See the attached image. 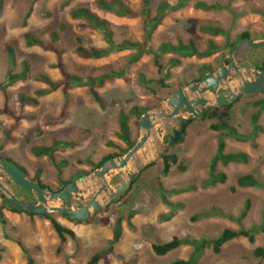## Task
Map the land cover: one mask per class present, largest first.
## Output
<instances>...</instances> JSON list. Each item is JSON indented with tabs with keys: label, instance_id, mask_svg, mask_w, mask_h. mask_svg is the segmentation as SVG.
<instances>
[{
	"label": "rangeland",
	"instance_id": "rangeland-1",
	"mask_svg": "<svg viewBox=\"0 0 264 264\" xmlns=\"http://www.w3.org/2000/svg\"><path fill=\"white\" fill-rule=\"evenodd\" d=\"M67 1L0 0V156L24 167L31 178L36 176L37 169H41L40 180L54 191L62 187L61 181L77 178L79 172L91 174V166L79 165L78 160L97 163L115 151L108 147V142L113 141L122 146L117 137L121 110L128 112L133 105H147L158 113L164 110L163 101L168 96L164 93L162 100L157 102L149 89L139 82L140 74H144L146 79H159L152 56H143L139 62L128 65L132 51L114 53L100 60L82 59L75 53L77 37L86 48H102L105 43L97 31L81 28L79 21L71 19V9H92L112 24L117 42H143L145 24L142 17L127 19L99 11L95 6L97 0H70L66 4ZM122 1L138 13L145 8L143 0ZM195 1L190 0L184 8L169 10L152 34L150 42L154 50L162 42L176 44L179 41L184 44L193 42L199 50H205L210 42L225 46V37H213L200 31V27L205 24L222 26L230 32V40L245 31L254 39L263 37L264 0H199L229 7L228 10L214 12L195 9ZM164 2L175 7L177 0H149L147 9L152 17L157 7ZM61 25H64L65 30L58 32L60 38L55 44L49 45L50 34L57 32ZM26 33L41 39L47 48L27 47L23 38ZM50 47L63 51L60 65L56 52ZM9 49L12 53H9ZM224 52L206 60L196 57L181 59V65L171 71L169 82L177 85L189 81L202 62L217 65ZM241 52L249 53L252 70L260 66L264 59V47L243 45ZM219 55L221 57L217 58ZM170 57L175 56H162V63ZM23 62L29 66L27 79L6 85L10 74L22 70ZM52 65L59 67L53 68ZM121 69H125L126 79L106 82L98 89L104 99L105 109L93 101L86 87L72 86L64 77L66 74L77 75L86 80ZM41 74L54 82H60V86L55 92L38 98L36 106L22 105L18 100L20 94L35 96L37 90L49 88L37 80ZM257 100H264V92L242 97L233 104L230 123L238 136L243 137L242 140L225 137V132L210 130L211 122L201 121V118L193 119L181 139L168 147L164 146L165 136L159 143V153L138 170V180L124 198L111 202L106 210L96 214L92 223L74 222L59 213H52L60 224L76 234L75 240L67 238L61 243L45 218L2 210L0 264H26V255L19 243L28 250L35 264H87L95 254L103 256L99 264H166L175 259H188L193 247L184 245L160 257L154 254L153 244L168 242L173 237L210 240L227 228L238 230L259 227L264 222V186H236V179L246 174L253 175L260 182L264 181V108L258 120L261 130L254 131L251 119L253 113L258 111V107L253 105ZM172 126L180 129L176 120H173ZM168 128L172 133L170 125L167 131ZM7 130H10L11 141L6 138ZM133 130L136 135L140 133L139 128L133 126ZM54 140L78 142L74 148L56 152L55 162H68L60 173L51 160L35 157L30 150L33 146H50ZM221 140L225 144V153H246L249 156L248 163L226 166L218 163L212 169L211 160ZM155 142L159 140L153 132L146 148ZM162 154H174L178 161L166 175L162 174ZM180 164L185 166V171L178 169ZM147 165L150 167L146 168ZM212 173H224L226 182L212 184ZM122 178L123 173L114 175L112 179L109 178V184L113 186ZM0 181L14 192L16 185L12 179L0 173ZM234 187L236 190L233 192ZM174 190L184 192L173 193ZM16 195L19 199L27 198L26 191L21 188ZM247 200H250L251 207L247 218L240 225L225 218L238 216ZM2 202L0 193V208ZM212 209L222 216L211 215L192 221L193 216ZM7 212L12 213V217H7ZM118 219H121L120 236L115 241L114 229ZM254 236V243H249L245 238L226 243L219 254L206 248L196 254L194 264H264V259L253 255L255 248L264 247V234L257 230ZM109 248L112 250L107 252Z\"/></svg>",
	"mask_w": 264,
	"mask_h": 264
},
{
	"label": "trees",
	"instance_id": "trees-1",
	"mask_svg": "<svg viewBox=\"0 0 264 264\" xmlns=\"http://www.w3.org/2000/svg\"><path fill=\"white\" fill-rule=\"evenodd\" d=\"M148 1L149 0H143V2L145 3L144 4L145 8L143 9V11L139 13L130 9L122 0H97L95 2V6L99 11L110 13L120 18L136 19V18L142 17L143 22L145 24V28H144L145 39L143 42H134L130 40H124L121 42H117L115 40V32H114L112 24L108 22L107 20H105L104 18H101L96 12H94L89 7L73 8L70 10L69 16L71 19L79 21V26L81 28H86V29L97 31L101 35V38L105 43V46L102 48H86L82 45V40L77 37L76 38L77 46L75 48V53L78 57L82 59L100 60V59L107 58L114 53L132 51V53H130L129 55V59L127 62L128 65H131V64L139 62L143 56H152L153 64L157 68V72L160 77L157 80H147L144 74H140L139 82L143 86L147 87V89H149L153 98L157 102L162 100V97H164L163 96L164 93L169 96L172 93L180 90L182 87L189 84L188 82L180 83L178 85H173L171 83H168V80L171 77V70L181 65L180 58L196 57L198 59H203V58L211 57L213 55L221 53L222 51H226V52L230 51V49L234 46V44L239 39H242V38L254 39L252 38V36L250 35L248 31H245L241 34H238L233 40H230L229 31H226L221 27H216L211 24H205L200 27V31L204 34H208L213 37H218V36L225 37L227 40L225 43V46L221 47L220 45L210 42L207 48L205 49V51L201 52V51H198L197 47L195 46L193 42L184 44L183 42L179 41L176 44H173L171 42H162L158 46V48L154 50L150 42L152 38V34L160 26L164 16L169 12V10H175V9L186 7L190 0H177L175 7H171L170 5L164 2L157 7L155 11V15L153 17L150 14V10L147 9ZM69 2L70 0L67 1L66 4H69ZM193 6L195 9L202 10L204 12L223 11V10L229 9L228 5L222 6L221 4H218V3L217 4H207L206 2L199 1V0H196ZM64 30H65L64 25H61L57 32L51 33L50 38H49V45L55 44L60 38L58 32H63ZM23 38H24L25 45L27 47H34V46H39V47H44V48L46 47L45 43L41 39L37 38L35 35L31 33L24 34ZM50 49L56 52L57 57H58V62L60 65L62 62L63 51L56 49L55 47H50ZM9 53H12L11 49H9ZM166 55H172L175 57H170L165 63H162L161 57L166 56ZM57 67L59 66L58 65L53 66V68H57ZM255 69L264 70V61L262 62L260 66H255ZM204 71H211V68H205L204 70H201V75ZM28 72H29V66L27 62H23L22 70L18 73L10 74L8 76V81L6 85H13V84L25 81L28 77ZM64 77L66 81L72 84V86L86 87L93 101L101 109H105L106 105H105L104 99L101 96V94L98 92V89L103 87L106 82L113 81L119 78L123 79L125 77V69H121L119 71H110L103 75H99L96 77H90L86 80H84L82 77H79L77 75H67L66 74ZM37 80L47 84L49 88L37 90L35 92V96H26L24 94H20L18 96V100L22 105L36 106L38 104V98L49 95L52 92H55L61 84L60 82L52 81L47 75H44V74L39 75ZM1 87L2 86L0 85V88ZM253 105L255 107H258V111L253 113V115L251 116L253 129L256 132V131L261 130V126L258 124V120L262 113V109L264 108V100H257L253 103ZM232 107H233V104L230 106L205 108L203 110V117L201 118V121H206V120L210 121L211 123L209 125V129L214 132H225L224 133L225 137H233L237 140H240V139L242 140L243 137L238 136L237 131L230 123L232 116H233ZM150 108L151 107L147 105L146 106L135 105V106H132V108H130L128 112H125L123 110L119 112V116H118L119 131L117 133V137L121 142L125 144L124 148L120 147L113 141H110L107 143V145L108 147L115 150L113 153H110L107 156L103 157L97 163L91 162L90 160H78L77 163L79 165H87L89 167L91 166V169L94 170L98 168L104 161L110 158L124 156L136 143V139L131 138L132 127L133 126L136 128L139 127L138 120L140 116L142 115L144 111L150 110ZM132 118H134L133 122L131 121ZM191 122L192 120L181 122L180 129L184 132L186 127ZM9 132L10 130H7L5 132V135H6L7 140L11 141ZM77 145H78V142L54 140L50 146H33L31 147L30 150H31L32 155L35 157H47L49 160H51L52 163L57 168L58 173H60V170L66 167L68 162L64 160L60 162H55L56 152L64 151L65 149H68V148H74ZM224 149H225V144L221 140L218 144L217 152L211 160L212 169H214L218 163H221L223 166L229 165L231 163H243V164L248 163L249 156L246 153H242V152L225 153ZM1 150L2 148L0 147V151ZM1 158L5 162L13 163L26 171L24 167L13 162L9 158H3V157ZM160 158L163 164V169H162L163 175L168 174L171 166L176 165L178 162L177 156L174 154H171V155L162 154ZM148 167H150V165H147L146 168ZM178 169L180 171H185L186 168L183 164H180L178 165ZM41 174H42V170L37 169L36 176L34 178H31V180L38 184H41L43 187H48L47 185L42 183V181L40 180ZM87 174L88 173L86 171L79 172V174L77 175V178L82 175H87ZM138 177L133 179V181L131 182V186H133L137 182ZM226 179H227V176L224 173H212V175L210 176V181L212 184H216V183L223 184L226 182ZM73 180H75V178L68 180V181H61V185L65 186ZM236 186L239 188L260 187V186H264V181L260 182L253 175L246 174V175H241L236 179ZM19 189L20 187L15 186V188H13L14 193L16 194L17 190ZM22 190L26 191L24 189ZM235 190H236L235 187L232 188L233 192ZM172 192L182 193L184 192V190H174ZM26 194H27V198L22 199V200L32 202L34 200L33 195L28 191H26ZM124 196L118 200H122ZM1 198L3 202L0 208V214H2V210L4 209L12 213H17V214L23 213V212L17 211L14 208H12L9 204L8 199L3 194H1ZM250 207H251V202L250 200H247L243 208L240 210L238 216L236 217L226 216L225 218L230 219L231 221H234L240 225L242 221L247 218ZM23 214H26L29 217L39 216L41 218L47 219L50 222L51 228L53 229V231L56 233V235L60 239L61 243H64L67 240V238H70L72 240L76 239V234L72 230L61 225L54 218L53 214H47V215H35V214H30V213H23ZM220 214L221 213L216 212L214 209H212L209 212L195 215L191 219L192 221H197L199 219H202V218H205L211 215L222 216ZM61 216L66 218L65 215H61ZM95 218H96V215L90 221L85 222V223H92L95 220ZM129 218H132V217L129 216ZM68 220L73 221L71 219H68ZM120 222H121V219H118L117 225L114 229V240L115 241H117L120 236ZM257 230L264 234V222L259 227H254L250 229L240 228L238 230H234V229L227 228V229H224L216 238L210 239V240H198V239L189 240L186 238L181 239L178 237H173L168 242L161 243V244H153L152 250L156 256L161 257V256H165L177 250L181 246L191 245L193 247V253L188 259H175L166 264H194L196 262L195 260L196 254L202 253V251L206 248H211L214 254H219L221 252L223 245H225L226 243L232 240L238 239V238H245L248 240L249 243H254L255 241L254 233ZM19 246L21 247L22 251L26 255V259H27L26 264H35V260L31 257L28 250L21 243H19ZM111 250L112 248H109L107 252ZM253 255L255 258L264 259V247L255 248L253 250ZM102 257H103L102 255L95 254L91 257V259L88 261L87 264H99ZM257 264H262V263L259 262Z\"/></svg>",
	"mask_w": 264,
	"mask_h": 264
},
{
	"label": "water",
	"instance_id": "water-1",
	"mask_svg": "<svg viewBox=\"0 0 264 264\" xmlns=\"http://www.w3.org/2000/svg\"><path fill=\"white\" fill-rule=\"evenodd\" d=\"M243 45L261 48L264 47V38L239 39L224 57L216 72H206L199 81L166 97L163 101L164 110L161 112L144 111L138 120L141 135L124 156L104 161L98 168L92 170L91 174L78 177L58 191L32 181L25 170L13 163L5 162L0 157V173L12 179L17 187L30 192L34 200L29 202L19 199L1 181L0 193L8 199L12 208L23 213L35 215L59 213L80 223L90 221L111 202L120 199L129 191L131 182L139 175V171L130 170V162L135 154L147 149L153 132L157 134L159 141L167 136L163 142L164 146L168 147L178 142L183 133L181 129L172 126L173 120L180 124L183 121L202 118L205 108L230 106L241 96L264 92V70H252L248 66L239 68L237 65L239 61L235 58ZM243 60L246 61L245 58ZM231 75H237L238 79H231ZM221 89L230 91L225 95H219ZM169 125L172 134L167 133ZM120 173H123V178L118 184L111 186L110 179ZM87 199L88 202L80 206V203Z\"/></svg>",
	"mask_w": 264,
	"mask_h": 264
},
{
	"label": "flooded vegetation",
	"instance_id": "flooded-vegetation-1",
	"mask_svg": "<svg viewBox=\"0 0 264 264\" xmlns=\"http://www.w3.org/2000/svg\"><path fill=\"white\" fill-rule=\"evenodd\" d=\"M262 38H264V35H263V37ZM262 38H260V39H262ZM228 52L229 51H227V52H224L223 53V55H222V57H221V55H219L217 58H219V57H221V60H220V62H219V65L217 66V67H215V68H212L211 67V71H207V72H216L219 68H220V66H221V64H222V60L224 59V57H226L227 55H228ZM246 59V61H244L243 59ZM237 61H239L238 62V66H239V68H243V67H246V66H248L249 68H250V65H252L251 64V62H250V58H249V53H242L241 52V49L239 50V52L237 53V55H236V58H235ZM264 61V59L262 60V62ZM226 64H228V61L226 62ZM262 64V63H261ZM251 69V68H250ZM253 69H255V68H253ZM258 70V69H257ZM206 73V72H205ZM204 74V73H203ZM202 74V75H203ZM202 75H198V76H196V77H194L193 79H192V83L193 82H197V81H199L200 79H201V77H202ZM231 79H233V80H236V79H238V76L237 75H231ZM184 87H182L181 89H183ZM180 89V90H181ZM230 91V89H226V90H223V89H221L220 91H219V95H225V94H227L228 92ZM263 93V92H262ZM252 96V95H251ZM242 97H245V96H241L240 98H242ZM239 98V99H240ZM239 99L237 100V101H239ZM236 101V102H237ZM235 102V103H236ZM234 104V103H233ZM170 130L171 129H169L168 128V131H167V133L168 134H172L171 132H170ZM120 176V175H119ZM120 182V181H119ZM119 182H116L115 184H118ZM63 187V186H62ZM62 187H60V188H62ZM60 188L58 189V190H60ZM58 190H56V191H58ZM88 200L89 199H87V200H85V201H83V202H81L80 203V206L81 205H83V204H85L86 202H88ZM76 204H78L77 202H76ZM79 206V205H78Z\"/></svg>",
	"mask_w": 264,
	"mask_h": 264
},
{
	"label": "bare ground",
	"instance_id": "bare-ground-1",
	"mask_svg": "<svg viewBox=\"0 0 264 264\" xmlns=\"http://www.w3.org/2000/svg\"><path fill=\"white\" fill-rule=\"evenodd\" d=\"M161 104V103H160ZM149 111V110H148ZM157 136V134H156ZM161 144V141L155 142L153 146L147 148L145 151H140L135 156L130 162V168L131 170H140L143 168L150 160L155 158V156L159 153V145Z\"/></svg>",
	"mask_w": 264,
	"mask_h": 264
},
{
	"label": "crops",
	"instance_id": "crops-1",
	"mask_svg": "<svg viewBox=\"0 0 264 264\" xmlns=\"http://www.w3.org/2000/svg\"><path fill=\"white\" fill-rule=\"evenodd\" d=\"M216 27H221V28H223L222 26H216ZM224 30H226L225 28H223ZM227 31V30H226ZM229 34H230V32H229ZM219 37V36H218ZM221 37V36H220ZM196 46V45H195ZM198 49V48H197ZM198 51H205V50H199L198 49ZM217 55V54H216ZM166 56H170V55H166ZM172 56V55H171ZM213 56H215V55H213ZM212 57V56H211ZM187 58V57H186ZM207 58H210V57H207ZM207 58H203L204 60H206ZM181 59H183V58H180V60ZM198 59V58H197ZM200 60H202V59H200ZM220 62V61H219ZM219 62L217 63V65H214V64H210V63H206L205 61L204 62H202V64L197 68V71H196V74H194L193 75V77H191V79L189 80V81H184V82H188L189 84H191L192 82V79L194 78V77H196V76H198V75H201V70H204L205 68H215V67H217L218 65H219ZM181 63H182V60H181ZM176 68V67H175ZM174 69V68H173ZM172 69V70H173ZM171 70V71H172ZM205 72H207V71H204L203 73H205ZM202 73V74H203ZM145 76V75H144ZM146 78V77H145ZM171 78V77H170ZM119 79H121V78H119ZM123 79H126L125 77L123 78ZM115 80H117V79H115ZM147 80H151V79H147ZM170 80V79H169ZM169 80H168V82H169ZM184 82H180V83H184ZM169 83H171V82H169ZM180 83H178V84H180ZM171 84H175V83H171ZM177 84V83H176ZM177 84V85H178ZM188 84V85H189ZM188 85H186V86H188ZM186 86H184V87H186ZM173 94V93H172ZM168 97V96H167ZM133 106H135V105H133ZM138 106H141V105H138ZM145 106V105H144ZM139 131H140V133L138 132V134L136 135L135 133H134V130H133V127H132V136H131V138H133V139H136V141L138 140V138H139V136L141 135V130L139 129ZM121 142V141H120ZM115 143V142H114ZM122 143V146L121 145H119V144H117V145H119L120 147H122V148H124L125 147V144L123 143V142H121ZM60 152V151H59ZM94 162V161H93ZM62 170V169H61ZM29 175V174H28ZM30 177V176H29ZM31 178V177H30ZM7 217H12V213H9V212H7ZM62 225V224H61ZM71 230V229H70Z\"/></svg>",
	"mask_w": 264,
	"mask_h": 264
},
{
	"label": "clouds",
	"instance_id": "clouds-1",
	"mask_svg": "<svg viewBox=\"0 0 264 264\" xmlns=\"http://www.w3.org/2000/svg\"><path fill=\"white\" fill-rule=\"evenodd\" d=\"M139 128V127H138ZM88 175V174H87ZM75 179H77V178H75ZM64 187V186H63ZM68 219V218H67Z\"/></svg>",
	"mask_w": 264,
	"mask_h": 264
}]
</instances>
